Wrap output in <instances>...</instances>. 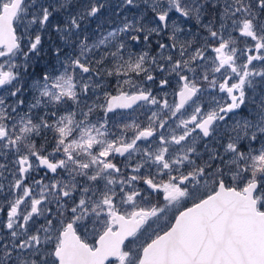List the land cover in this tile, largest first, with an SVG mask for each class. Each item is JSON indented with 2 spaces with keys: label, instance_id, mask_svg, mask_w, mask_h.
<instances>
[{
  "label": "snow or ice",
  "instance_id": "obj_1",
  "mask_svg": "<svg viewBox=\"0 0 264 264\" xmlns=\"http://www.w3.org/2000/svg\"><path fill=\"white\" fill-rule=\"evenodd\" d=\"M0 264H264V0H0Z\"/></svg>",
  "mask_w": 264,
  "mask_h": 264
}]
</instances>
